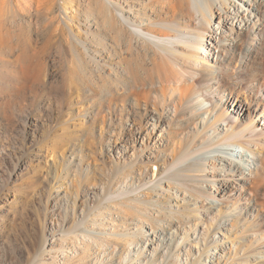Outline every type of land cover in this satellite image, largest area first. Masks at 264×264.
<instances>
[{"label": "bare ground", "instance_id": "6f19581e", "mask_svg": "<svg viewBox=\"0 0 264 264\" xmlns=\"http://www.w3.org/2000/svg\"><path fill=\"white\" fill-rule=\"evenodd\" d=\"M0 4L2 15L13 10L28 15L30 21L38 15L52 23L51 0H0ZM87 16L85 33L71 30L69 35L71 59L65 78L72 91L83 89L94 100L91 114L104 106L111 117L125 107L121 128L112 130L106 140L118 159L116 171L126 165L136 170L145 158L159 162L158 170L148 172V180L139 184L158 193L178 187L187 197L179 209L170 202L166 218L155 217L156 221L193 223L182 241L197 235L199 227L206 229L200 254L211 256V248H224L225 243L241 258L263 264L264 230L248 219L255 216L256 201L249 194L264 188V78L253 60L264 39V0H102ZM94 27L101 34L92 31ZM58 30L65 32L63 26L56 27L40 49L27 30L25 37L21 33L25 64L20 74L34 71L21 76L7 71L10 61L1 50L21 49V43L12 44L0 25L2 94H26L27 87L43 79V65L30 57L54 45ZM57 40L64 44L63 38ZM62 96L58 95L60 100ZM220 147L233 152L234 158L221 155ZM120 160L128 163L122 165ZM108 189L104 200L123 198L118 201L122 211L130 216L142 213L133 196L138 186L119 194ZM212 198L222 204L218 212ZM91 219L88 214L73 231L94 238L92 243L97 241L101 249L107 234L93 232L85 223ZM211 234L225 240L214 238L211 245ZM170 240L181 247L176 237ZM114 243L116 255L120 242L116 238Z\"/></svg>", "mask_w": 264, "mask_h": 264}, {"label": "rangeland", "instance_id": "374dc122", "mask_svg": "<svg viewBox=\"0 0 264 264\" xmlns=\"http://www.w3.org/2000/svg\"><path fill=\"white\" fill-rule=\"evenodd\" d=\"M101 1L51 0L50 25L43 16L33 15L30 21L28 15H20L12 8L7 16L2 15L0 4L2 31L8 32L12 44L21 43V49L10 51L5 46L8 52L1 49L10 61L6 68L11 74L24 76L34 72L26 70L20 74L24 63L21 33L25 37L27 30L34 46L40 49L47 43L51 31L62 26L65 29V32L58 30L57 35V39L63 38L64 46L55 39L54 45L30 57L35 64L43 65L44 80L27 87L26 94L9 97L0 92V264H217L218 261L219 264H246L251 257L241 258V253L234 251L230 244L224 243V248L218 250L211 248V256L208 252L200 254L205 246L203 231L206 229L202 227L197 235L182 241L185 232L194 227L193 223L156 221L155 217L166 218L170 202L176 209L184 205L187 195L178 187L158 193L139 184L141 179L148 180V172L158 170L159 162L145 158L132 170L133 167L126 165L128 162L120 160L126 167L116 171L114 160L118 159L108 150L106 140L112 130L121 128L119 119L126 118L125 107L121 106L122 112L117 111L111 117L106 115L104 106L91 114L94 100L85 90L72 91L68 86L70 82L65 74L71 59L67 47L69 35L71 30L85 33L83 22ZM94 29L100 33L97 27ZM253 60L259 63L264 78V39ZM30 80L31 77L27 82ZM9 85L5 87L8 89ZM218 152L234 158L228 149L220 147ZM133 185L139 187L133 196L137 198L141 214L130 216L122 211L118 201L123 198L104 200L106 189L119 194ZM249 196L256 201L255 216L248 220L264 230V188ZM100 200L102 203L98 205ZM212 200L218 212L222 204ZM152 201L157 203L151 205ZM88 214L92 219L85 223L90 229L107 234L101 249L97 241L92 243L94 238L73 231ZM212 235L211 245L214 238H219L221 243L225 240L219 234ZM171 237H176L181 247L177 248ZM116 238L120 248L115 255L112 247ZM252 260L247 262L254 264Z\"/></svg>", "mask_w": 264, "mask_h": 264}]
</instances>
